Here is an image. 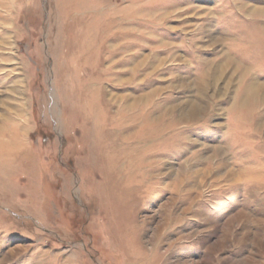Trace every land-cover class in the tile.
I'll return each instance as SVG.
<instances>
[{
	"label": "rangeland",
	"instance_id": "374dc122",
	"mask_svg": "<svg viewBox=\"0 0 264 264\" xmlns=\"http://www.w3.org/2000/svg\"><path fill=\"white\" fill-rule=\"evenodd\" d=\"M83 1L0 0V264H264V0Z\"/></svg>",
	"mask_w": 264,
	"mask_h": 264
},
{
	"label": "bare ground",
	"instance_id": "6f19581e",
	"mask_svg": "<svg viewBox=\"0 0 264 264\" xmlns=\"http://www.w3.org/2000/svg\"><path fill=\"white\" fill-rule=\"evenodd\" d=\"M102 3V5L105 3V1L106 0H100ZM117 1V0H116ZM82 2H84L83 0H82ZM98 3V2H97ZM101 4H99L98 3V6H95V7H99V6H101ZM87 5H89V6H91L90 4H87ZM79 9H81L82 10V14L84 15V13H85V11L87 12V11H89V7H87V6H85V5H83V7H81V8H79ZM97 9V8H96ZM86 14V13H85ZM104 15V14H103ZM119 19H121V18H119ZM99 21H101V19L99 20ZM105 30H107V28L105 27ZM85 36V35H84ZM88 39V38H87ZM249 89H251V88H249ZM95 105H97L96 103H95ZM120 109V108H119ZM99 112L101 113V110L98 108V107H95L94 109H93V111H91V113H90V116H91V119H92V117L94 118V126H93V128H98L99 126L97 125V124H100V121H99V119H100V117H99ZM119 112H121V113H123V107H121V109L119 110ZM121 116H123V115H121ZM120 146H121V144H120ZM6 164L8 165V162L6 163V161H4L3 162V159L0 157V172L1 171H3V168H4V166H6ZM1 175V174H0ZM138 250H140V249H138ZM135 253H134V256H133V261H137V260H139V256L141 255V253L139 254L138 253V251L137 250H135L134 251ZM142 254H143V252H142Z\"/></svg>",
	"mask_w": 264,
	"mask_h": 264
}]
</instances>
